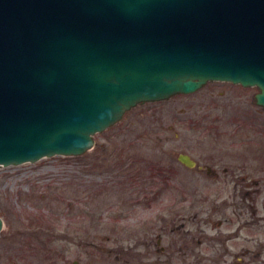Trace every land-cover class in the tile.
Listing matches in <instances>:
<instances>
[{
  "label": "rangeland",
  "instance_id": "1",
  "mask_svg": "<svg viewBox=\"0 0 264 264\" xmlns=\"http://www.w3.org/2000/svg\"><path fill=\"white\" fill-rule=\"evenodd\" d=\"M258 93L208 82L138 104L84 155L0 167V264H232L242 181L222 170L243 166L248 137L264 149Z\"/></svg>",
  "mask_w": 264,
  "mask_h": 264
},
{
  "label": "water",
  "instance_id": "2",
  "mask_svg": "<svg viewBox=\"0 0 264 264\" xmlns=\"http://www.w3.org/2000/svg\"><path fill=\"white\" fill-rule=\"evenodd\" d=\"M211 81L264 108V0H0V167L84 155L138 104Z\"/></svg>",
  "mask_w": 264,
  "mask_h": 264
},
{
  "label": "flooded vegetation",
  "instance_id": "3",
  "mask_svg": "<svg viewBox=\"0 0 264 264\" xmlns=\"http://www.w3.org/2000/svg\"><path fill=\"white\" fill-rule=\"evenodd\" d=\"M259 133L261 135L262 132L259 130ZM258 139V136H255V139L248 137L245 148L246 158L241 168L225 167L222 170L224 178L242 181L239 198L241 205L237 208L241 210L243 220L233 222L236 231L231 232L227 238L228 254L234 260L232 264H264V149ZM253 152L257 154H254L256 165H251ZM252 166H255L254 169L251 168ZM190 169H197L200 172L207 170V174L213 178L223 179L221 173L211 166H199L196 162V166ZM241 169L243 173L240 174L238 170ZM236 196L235 194L233 202L237 201ZM222 223V221L218 222L219 225Z\"/></svg>",
  "mask_w": 264,
  "mask_h": 264
}]
</instances>
